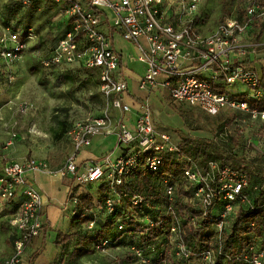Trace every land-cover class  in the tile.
<instances>
[{
  "label": "built area",
  "instance_id": "obj_1",
  "mask_svg": "<svg viewBox=\"0 0 264 264\" xmlns=\"http://www.w3.org/2000/svg\"><path fill=\"white\" fill-rule=\"evenodd\" d=\"M201 1L90 0L85 5L82 0H7V3L23 6L34 2L53 3L59 8L61 19L69 18L67 31L42 64L46 68L78 65L96 70L105 108L99 116H90L69 128L66 136L72 151L59 170H52L46 160L34 158L9 160L3 165L0 171V201L11 203L19 196H23L24 200L19 212L9 222L13 252L9 257L0 259V264H23L28 245L41 236L45 228V203L41 192L30 182V173L71 177L76 184L104 180L114 186L121 185L124 177L143 161L150 174L161 178L168 203L165 214L172 216L176 215L179 183L168 173L164 157L171 155L184 164L180 184L191 193V205L206 215L213 206L214 198L219 197L221 213L211 219L218 241L222 242L223 233L231 231L239 204L246 201L244 191L249 185V176L231 168L216 172L217 166L213 163L210 171L204 173L190 158L182 157L173 136L156 127L148 99L155 91H162L167 92L174 102L197 107L208 116L237 111L249 115L253 120L261 118L264 121V111L252 109L249 104L250 100L263 99L261 76L245 64V59L256 53L257 46L243 42L253 21L264 17V7L251 2L244 21L227 19L211 34L205 35L193 24L194 18L191 19ZM168 8L173 9L174 15L169 14ZM175 15H178L174 19L178 23L172 20ZM180 17L185 20H179ZM107 25L136 48L137 54L131 56L130 60L145 65L138 89L148 98L140 104L133 128H129L122 119L132 111L133 105L126 101L130 90L127 80L119 72L122 55L115 47L114 36L105 31ZM36 39L31 28L24 33L1 25L0 60L9 66L19 62L30 43ZM230 86L239 87L229 92L227 87ZM219 89H223V93ZM34 109V103L29 101H22L18 105L21 115H28ZM113 112L121 114L117 124ZM113 134L117 137V148L121 154L116 156L110 153L92 159L81 169L78 163L80 153L90 147L95 138ZM129 200L132 206L144 203V199L137 195ZM73 203L77 204V200L74 199ZM118 203L117 200H109L106 210L114 212ZM196 219L184 212L171 228L175 255L186 260L191 253L183 242L181 232L183 228H193L195 224L196 229L200 230ZM148 223L154 226L151 219H148ZM93 227L94 223L88 226L89 229ZM119 230H124L123 226ZM111 244L105 241L102 248ZM138 255L144 259L141 253ZM211 257V251L205 253L206 259ZM243 257L250 264L264 263V252L254 246Z\"/></svg>",
  "mask_w": 264,
  "mask_h": 264
},
{
  "label": "rangeland",
  "instance_id": "obj_2",
  "mask_svg": "<svg viewBox=\"0 0 264 264\" xmlns=\"http://www.w3.org/2000/svg\"><path fill=\"white\" fill-rule=\"evenodd\" d=\"M251 2L264 7V0H203L191 19L200 17L202 23L197 25V29L203 34H209L222 24L226 12L230 14L227 16L228 19L245 20L246 9ZM6 3L7 0H0V12ZM14 9L16 11L12 14L11 24L33 29L37 39L30 43L19 62L9 66L0 60V168L6 161H23L32 157L56 163L61 167L72 151V146L65 135L66 131L75 122L90 116H99L104 111L105 104L95 77L86 75L78 65L49 68L42 66V60L49 56L50 47L66 28L65 22L61 20L68 21L69 18L61 19L59 8L53 3L34 2ZM257 20L253 21L252 28L243 39L245 44L257 46L256 53L249 56L253 62L245 64L249 67L254 62L260 63L262 67L258 70L264 75V30L261 41L259 43L255 41V34L259 32L260 25L264 24V17ZM115 40L117 47L124 49L126 53L135 52L136 48L124 41L120 35H117ZM62 78L67 80L60 83ZM237 87L239 86H230L227 89L233 92ZM134 90L139 95H145L138 88L134 87ZM22 101L34 103L35 109L28 115H21L18 112V105ZM150 104L158 130L174 136L177 143L181 142L183 132L198 138H215L221 146L235 150L238 155L253 164L264 156V121L261 118L253 120L249 115L237 111H226L215 117H207L197 107L174 102L167 92L164 99L150 98ZM227 119L242 122L240 128L236 127L235 123L232 124L226 133L237 138V141L235 140L237 145L228 141L226 134L217 137L218 126ZM57 136H61V139ZM105 138L107 137H97L93 142L95 144ZM116 143L117 141H114L106 146H100V151L104 153L103 155L113 153ZM261 168L264 169V163ZM262 181L264 178L256 177L251 187H260ZM98 187V183L79 186L83 194L88 192L96 194ZM262 187L264 189V185ZM68 195L67 200H70L71 194ZM179 198L180 201L186 202V196L178 191L177 200ZM8 215L9 213L0 214V249L12 247L7 225ZM54 226L28 245L24 264H157L165 252L163 247L148 254L149 247L145 249L139 240H135L136 237L124 235L114 245L96 248L93 253L78 258L73 255L76 238H73L68 247L57 244L56 241L60 238L56 236L60 232V227L54 229ZM67 226L65 232L70 234L72 231L70 226ZM92 245L95 246V243ZM132 245L139 250L136 252L133 250L135 252L133 253ZM137 252L143 255L146 263ZM160 262L167 264V259Z\"/></svg>",
  "mask_w": 264,
  "mask_h": 264
},
{
  "label": "trees",
  "instance_id": "obj_3",
  "mask_svg": "<svg viewBox=\"0 0 264 264\" xmlns=\"http://www.w3.org/2000/svg\"><path fill=\"white\" fill-rule=\"evenodd\" d=\"M22 6V4L17 3H6L3 10L0 12L1 25L6 27L11 26L14 31L26 33L29 29L27 26L21 27L11 24L12 14L16 11L14 8ZM229 15L228 12L224 14L222 23L228 19L227 16ZM236 20L244 21L240 18ZM256 21L258 20L255 19L254 22ZM200 23H202L200 17H195L193 24L197 26ZM251 28L252 26L250 29ZM263 30L264 24L260 25L259 32L255 34L256 43L261 41ZM61 36L62 35H60V38ZM60 38L50 47L49 56ZM79 67L89 77H95L99 87L100 81L97 71L86 69L82 66ZM249 67L256 70L254 65ZM260 76L264 93V75L261 74ZM66 80L67 78H62L60 83H64ZM218 91L223 93V89H219ZM261 101L250 100V107L252 109L264 111V100L260 103ZM238 121L239 120L233 121L227 119L225 122L221 123L218 126L217 137L226 134L228 128L234 123L236 127L239 126L240 128L242 124L238 123ZM181 137L182 140L180 143H177L174 139L180 150L181 156L188 157L194 161L202 172L208 173L213 163L217 166L216 172L225 168H231L244 172L249 176V185L244 191L246 201L239 204L240 209L235 223L230 232L222 234V242L218 241V236L211 222V219L218 216L222 210L219 197L216 196L214 198L213 206L207 210L206 215L203 214L198 207L191 205L189 203L191 193L185 190L183 185L180 184L183 181L184 164L177 158L168 155L164 157L168 166V173L178 181L179 192L186 196V202L180 201L179 198L175 203L176 215L171 216L165 214L168 203L163 193L161 178L150 174L142 161L136 170L124 177L121 185L115 184L111 186L110 183L103 180L97 182L99 187L96 194L88 192L78 195L76 194L80 185L90 184H78L77 187H74L70 200L73 201L76 199L77 204H74L76 207L73 210V218L70 222V229L72 232L70 234H64L62 232L57 233L56 237L58 239L60 238V240H57L56 243L68 247L69 243L75 237L76 243L74 245L73 255L82 258L87 254L93 253L96 248H102V244L105 241H110L112 245H114L120 237L132 235V238L136 237L135 240H139L140 244H143L145 249L147 247L150 248L148 254L154 252L156 249L165 248V252L162 254L157 264H160V261L164 259H167V264H195L196 262H200V264H250L248 261L244 260L243 256L251 246L264 252V207L262 206L264 202V189L262 187L264 181H262L260 187H251V183H253L256 177L264 178V169L261 168L263 167L264 156H262L261 160L257 161L256 164H253L245 157L238 155L235 150H228L221 146L215 138H198L189 134H184L183 132H181ZM57 138L61 139V136H57ZM227 138L228 141L237 145V139L232 136H228ZM136 195L144 199V203L140 206H132L130 204L129 198ZM109 200H117L119 202L112 213L106 210V204ZM250 201L252 203L247 207L246 205H248ZM14 202L7 204H12ZM18 212L19 210H13L9 213L11 216H9L7 220V225L10 233H12L9 225L10 219ZM184 212L196 217L197 224L201 226L200 230L196 229V224L193 228L189 227L182 229L181 235L183 242L191 253L188 260L175 255V248L173 246L175 239L172 237L171 233V228L177 223ZM136 216L140 217L137 218ZM148 219L154 221L153 227L148 223ZM91 223H94V227L89 229L88 226ZM251 225H253V227H251ZM120 226H123L124 230H119ZM92 243H95V246H93ZM132 246V251L134 250L136 252V250H139L135 245ZM134 251L133 253H135ZM208 251L212 252V257L206 259L205 253ZM143 254L145 256V253Z\"/></svg>",
  "mask_w": 264,
  "mask_h": 264
},
{
  "label": "crops",
  "instance_id": "obj_4",
  "mask_svg": "<svg viewBox=\"0 0 264 264\" xmlns=\"http://www.w3.org/2000/svg\"><path fill=\"white\" fill-rule=\"evenodd\" d=\"M90 0H82V2L87 5L89 4ZM171 9V10H170ZM170 10V11H169ZM168 12L171 15H174V11L172 8H168ZM178 16V15H177ZM177 16L175 15L174 19L177 18ZM179 20L183 21L185 20L184 17H180ZM63 22H65L66 28L63 31V33L61 35H63L67 29H68V21L61 20ZM175 23H178V20H174ZM197 27V26H196ZM105 31L114 36V41H115V47L117 49V51L122 55L121 58V66H120V75L125 78L129 84V96L127 98V102L129 104L133 105V109L132 111L123 116L122 119L125 120V123L127 124V126L129 128H133L134 127V122H135V118L138 114V109L140 107V104L146 99L148 98V96L145 94L143 95H139L135 92L134 87L138 88V82L141 79V77L144 74L145 71V65L144 64H138L139 62H132L131 56H134L137 54V51L135 50V52L133 53V51H128L129 52H125L124 49L122 48H118L117 47V43H116V36L119 35L117 32L114 31V29L111 26H105ZM211 34V33H209ZM209 34H205V35H209ZM134 48V46H133ZM245 62H247V65H249V63L253 62V59L251 57H247L245 59ZM254 67L257 70V72L259 73L260 71L258 70L259 67H262L260 65V63H256L254 62ZM251 65V66H253ZM260 74V73H259ZM261 75V74H260ZM164 95L165 92L162 91H155L151 96H149V101L150 98H161L164 99ZM226 112V111H223ZM222 112V113H223ZM114 114V120L116 121L117 124V120H119V118L121 117L120 112H113ZM156 127H158L156 124V122H154ZM96 139V138H95ZM237 139V138H236ZM95 141V140H94ZM116 142L117 141V137L115 134L108 136L107 138L98 141L93 145H91L88 148V150H83L80 153V156L78 158V163H79V167L81 169H84L85 166L87 165V163L92 160L95 159L97 157H102L103 156V152L100 151V146H106L107 144H110L111 142ZM107 151V150H105ZM114 153V155H120L121 154V150L117 148V143L115 146V149L112 151ZM34 158V157H32ZM35 159V158H34ZM7 162V161H6ZM50 163V167L54 170H59L61 167L58 164H53L51 162ZM3 167V166H2ZM2 167L0 168V171L2 169ZM28 178L30 180L31 183H33L37 189L41 192L42 196H43V200L45 203V207H44V221H45V228L44 231L42 233V235H44L46 233V231L48 230V228L52 229V227L54 226V229L56 227H60V232L66 234L65 232V228L67 226V224H69L67 227L70 226V222L73 218V210L76 207V205H74L72 200H67V196H69L68 194H71L73 191L74 187H77L78 184H76L73 179L71 177H67V178H60L59 176H50L44 173H30L28 175ZM82 193V188H79V190L77 191V194H81ZM24 197L23 196H19L16 201L12 204H7V203H3L0 201V214L1 213H10L13 210H20L21 209V205L23 203ZM11 215H8V218ZM11 235V239H12V247L7 246L6 248L0 249V259H4L6 257H9L12 252H13V237H12V233H10ZM5 251V253L2 254V251ZM23 264H24V259H23Z\"/></svg>",
  "mask_w": 264,
  "mask_h": 264
}]
</instances>
